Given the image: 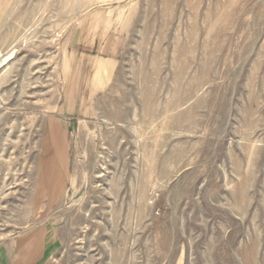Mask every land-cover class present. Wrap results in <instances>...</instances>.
Masks as SVG:
<instances>
[{"label": "rangeland", "instance_id": "obj_1", "mask_svg": "<svg viewBox=\"0 0 264 264\" xmlns=\"http://www.w3.org/2000/svg\"><path fill=\"white\" fill-rule=\"evenodd\" d=\"M45 226L41 264H264V0H0V252Z\"/></svg>", "mask_w": 264, "mask_h": 264}, {"label": "crops", "instance_id": "obj_2", "mask_svg": "<svg viewBox=\"0 0 264 264\" xmlns=\"http://www.w3.org/2000/svg\"><path fill=\"white\" fill-rule=\"evenodd\" d=\"M55 246L50 227L34 228L0 252V264H41L49 260Z\"/></svg>", "mask_w": 264, "mask_h": 264}, {"label": "bare ground", "instance_id": "obj_3", "mask_svg": "<svg viewBox=\"0 0 264 264\" xmlns=\"http://www.w3.org/2000/svg\"><path fill=\"white\" fill-rule=\"evenodd\" d=\"M71 1V0H70ZM68 3V2H67Z\"/></svg>", "mask_w": 264, "mask_h": 264}]
</instances>
